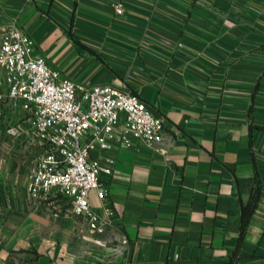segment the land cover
<instances>
[{
  "label": "crops",
  "instance_id": "obj_1",
  "mask_svg": "<svg viewBox=\"0 0 264 264\" xmlns=\"http://www.w3.org/2000/svg\"><path fill=\"white\" fill-rule=\"evenodd\" d=\"M115 1L0 0V24L15 20L62 77L129 87L163 122L155 146L108 153L102 183L115 216L90 232L57 189L29 195L45 147L10 133L25 113L0 102V264H258L264 0H123L121 13ZM256 175L261 193L240 241ZM90 200L103 214L96 190Z\"/></svg>",
  "mask_w": 264,
  "mask_h": 264
},
{
  "label": "built area",
  "instance_id": "obj_2",
  "mask_svg": "<svg viewBox=\"0 0 264 264\" xmlns=\"http://www.w3.org/2000/svg\"><path fill=\"white\" fill-rule=\"evenodd\" d=\"M112 6L121 13L124 2ZM6 101L25 113L8 131L33 135L45 147L28 171L29 195L40 198L57 189L90 232H103L115 216L102 183L115 161L108 153L137 142L155 146L163 140L162 118L129 87L62 77L15 20L0 24V102ZM91 190L103 214L93 207Z\"/></svg>",
  "mask_w": 264,
  "mask_h": 264
},
{
  "label": "trees",
  "instance_id": "obj_3",
  "mask_svg": "<svg viewBox=\"0 0 264 264\" xmlns=\"http://www.w3.org/2000/svg\"><path fill=\"white\" fill-rule=\"evenodd\" d=\"M260 193H261V187L259 185V182L257 181V175H256L255 183L253 185L250 198L246 203H243L241 206L242 221H241V228H240V234H239L240 241L242 240L244 236L250 216L257 205L258 199L260 197ZM232 260L233 259H231V261ZM231 261H230V264L232 263ZM258 264H264V258Z\"/></svg>",
  "mask_w": 264,
  "mask_h": 264
},
{
  "label": "rangeland",
  "instance_id": "obj_4",
  "mask_svg": "<svg viewBox=\"0 0 264 264\" xmlns=\"http://www.w3.org/2000/svg\"><path fill=\"white\" fill-rule=\"evenodd\" d=\"M113 241H114V242H113ZM115 244H117V242H116V240L114 239V240H112V243H111L110 247H111V248H114V245H115ZM117 251H118V250H117ZM110 256H111V255H110Z\"/></svg>",
  "mask_w": 264,
  "mask_h": 264
}]
</instances>
